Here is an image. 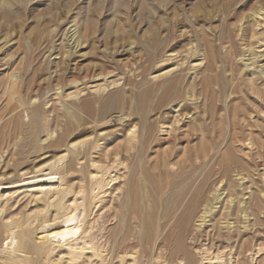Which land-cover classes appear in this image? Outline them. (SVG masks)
<instances>
[{"label":"rangeland","instance_id":"1","mask_svg":"<svg viewBox=\"0 0 264 264\" xmlns=\"http://www.w3.org/2000/svg\"><path fill=\"white\" fill-rule=\"evenodd\" d=\"M169 1L164 7L157 8L156 13L150 14L143 0H0V104H2L0 106V131H10L8 132L10 138L0 143V151L5 152V154L0 152V210L2 211H0V238L2 237V226L7 222L15 224L17 232L32 229L35 238H38L41 235L38 229L39 224L44 218L51 219L53 216V210L49 203L54 197L59 196V191H61L60 195L64 197L63 203L65 205L73 203L82 206L85 212L84 216H86L84 221V229L86 228L85 236L78 238L75 247L76 252L81 253L76 264H145L143 256L144 246H138L136 251L133 250L134 252L129 251L134 254L136 253L135 261L131 260L132 256L129 255L125 256L123 260L115 257L114 252L109 253L110 248L98 247L102 252V257L100 258L97 252L92 256L90 248L96 247L94 245L95 243L97 244L95 236H99L100 230L104 226L107 228L102 233L106 234L109 227L115 224V219L110 218V220L105 221L102 220L101 215L107 211L108 205L111 207L110 204L113 203L114 194L120 193L118 189L124 187L125 173L128 171L127 167L114 162L112 151L115 143L120 140H115L117 134L107 136V132L115 130L123 131L126 129L125 126H127L126 124L129 121H135L138 118V115H134L133 118L119 116L121 113L124 115L128 113L129 95L132 91L138 93L145 86H153L154 83L164 81L178 74L180 71L184 75V83L195 79L198 80L200 69L204 65L203 55L201 52H197L199 48L200 50L202 49L201 46L199 47L202 32L208 34L213 39L214 45L221 52L229 48L231 43H225V47L221 48L217 34L225 28L231 29L232 33L234 32V37H232V58L224 65L218 62V65L226 68L227 71L224 73L226 76L225 83L237 85L236 92L227 96L225 95L227 92H217L213 96L212 104L211 101L205 102L201 97H198L193 102H188V105L183 109L175 108L178 111L174 113L171 108L166 107L163 118L168 123H171L174 117H177L181 113L177 117L180 121L175 123L174 127H182V129L191 128L193 123L200 121L201 124L203 123L210 130L214 129V132L209 131L212 135H220L221 131H224L227 128L226 126L228 125L229 127V124H231L229 122L232 121L233 108L236 107L234 137H227L229 135L226 132V141H228L227 144H229L230 151H232L231 153L235 157H242L241 159L244 158L243 160L251 164L249 178L246 177V179L244 178L245 180H239L238 184H240V188L236 187V189L240 191L243 188V192L249 193L250 189H253L255 186V183L264 189V67L260 65L264 63V16L256 18L254 14L257 10L264 9V0H238L229 8V14L226 19L220 12L222 0ZM193 13L194 15L196 14L195 18L192 16ZM148 15L152 16V18L148 19ZM165 17L173 19L183 17V19L178 20V23L170 31L173 41L171 46L166 48L167 52L163 56L164 59L165 55L172 54L170 62H159L157 66L153 65L152 68L146 69L148 63L146 55L143 54L146 48L145 42H147L150 36L148 32L156 28L159 35L165 37L168 32L161 31L163 29L160 28L162 18ZM75 22H77V25H73ZM258 23L259 25L257 26ZM251 28H253V35L249 34ZM76 30H79L80 33L85 30L87 31L89 38L86 40L87 45L84 44L82 47L76 48L75 52L67 55V50H69L67 44L71 46L73 39L71 41L69 39L72 36L71 34ZM53 36L55 37L53 38ZM128 36L131 39L127 41L122 40ZM5 37L6 43H2V38L4 39ZM130 41L133 44L127 45ZM25 44L27 45L25 46ZM191 46H193L191 51L197 52H194L196 54L195 58H189V63L184 60V63L176 68V64L174 63L176 60L178 63H181L183 58L191 56V52L188 51ZM246 47L247 49L250 47V49L247 51ZM161 48L163 49L165 46L163 47L162 45L158 49L161 50ZM114 49L118 51L111 52ZM197 62H201V65L193 67L192 64ZM246 64L250 65L246 67ZM27 67H29L28 70ZM170 67L175 68L171 73L162 76L161 73ZM189 67L191 70H188ZM230 69L235 74L238 73L234 83V80H231V76H229ZM103 74L105 75L103 76ZM248 76L253 79V89L247 81ZM7 77L11 79L17 78L20 83L22 82L19 90V94L22 95L20 96L22 101L9 100L6 93L3 92L4 82L7 80ZM187 78L190 79L188 80ZM74 79L76 82H71ZM133 81H135L134 85L131 84ZM111 82L115 83L110 84ZM58 83L59 88L56 89V84ZM102 83L109 84L110 87L108 85L103 91L96 92L95 85ZM255 85L261 88L262 92L260 94H254ZM74 91H79L77 96L67 97V95L72 94L71 92L75 94ZM117 91L124 97L123 106L113 111L114 116L108 120L109 123L107 122L100 127H94L92 123H86L81 126L84 134L88 136L86 144L83 146L84 150L80 149L81 152L78 155L66 152V148L63 145L57 146L51 144L57 135L62 133L68 119V116L64 113L65 105L71 102H100L106 96ZM215 91H218L217 87H215ZM2 93H5L4 96L1 95ZM252 98L253 100H251ZM259 98L260 100H258ZM5 101L8 102V104L6 102L7 105L4 104ZM9 101L13 103L10 104ZM203 105L211 111V118L203 113ZM31 108L34 110H31ZM182 113L188 114L181 116ZM26 114L28 115L26 116ZM157 115L150 113L149 118L155 121ZM39 117L42 120H38ZM195 117L198 118L197 121ZM8 119L10 121L6 125V120ZM41 123L44 124L42 128ZM54 123L56 124L54 125ZM166 127L169 128V126ZM34 129L36 132L38 131L35 135L32 132ZM46 129H49V131L53 130L55 135L52 133L50 138L48 137L44 140ZM157 132V130L154 132L157 138H164L169 135L165 131L158 132V135ZM15 135L18 140H14L16 144L13 145V137ZM198 140L199 137L191 140L189 144L193 145ZM133 144L138 145V141H135ZM121 145L122 148H125L127 144L121 143ZM70 146L69 143L68 147L71 148ZM169 146L168 143H164L158 149H167ZM108 147L110 150H108ZM104 149L107 151H104ZM255 149L257 150L255 151ZM257 151H260V157ZM85 152L88 153L84 154ZM62 154H65L66 157L59 169L60 173L58 172L53 175L52 179L43 175V177H34L39 173L36 172L38 170H40V173L47 171L48 165ZM103 155L106 156L105 159ZM52 156H55V158ZM75 156L80 159V162L78 161L74 165ZM156 158L157 154L154 151L149 153L148 159L151 162ZM257 163L258 165H256ZM87 170L90 173L89 175ZM235 173L236 171L233 173L234 176L232 175L234 182L240 177L239 175L236 177ZM94 175H96V178H100V183L90 191L89 177ZM81 186L83 189H78ZM247 186L250 188H247ZM49 190L50 192H47ZM77 190H81L80 193ZM225 193L226 191H224L222 197L225 196ZM90 197L92 198L91 201L89 200ZM224 203L225 201H222L217 206L220 205L222 209ZM261 216L263 219V224L261 225L262 232L256 241L257 243L255 242L256 247L251 243L244 248L246 251L237 254L241 242L251 240L250 234L238 236V241L231 243L230 247L226 248L221 245L219 246L217 243L213 245L207 243L208 245H205L207 250L201 253L206 258L202 262H199V264H235L236 262L237 264H264V214L262 213ZM27 218L28 221L26 220ZM235 218L232 215L229 220L233 222V229L237 231V228L241 225L237 221V218ZM206 223L210 224L211 221H207ZM3 243H7V241L4 240ZM6 247L7 244L2 247V260L0 259V264H4L3 256H5V251L3 248ZM198 248V245H196L193 249L195 260H200ZM247 251L248 253L251 252V255ZM215 257L219 258L215 259ZM68 258L65 248L56 249L50 257L53 262H60V264H67ZM34 264L43 263L37 260ZM163 264L172 263L164 262Z\"/></svg>","mask_w":264,"mask_h":264},{"label":"bare ground","instance_id":"2","mask_svg":"<svg viewBox=\"0 0 264 264\" xmlns=\"http://www.w3.org/2000/svg\"><path fill=\"white\" fill-rule=\"evenodd\" d=\"M143 1L145 2L147 11L150 14L156 13L157 8H161V6L164 7L168 2H170L169 0ZM237 1L238 0H222L220 12L221 14H223V17L225 19L229 14V8L231 7V5H234ZM254 14L256 18H262L264 16V9H259ZM192 16H194L195 18L196 14L194 15L193 13ZM166 17L162 18V22L160 24V28L163 29L161 31L168 32L165 37H161L156 28L155 30H150V32H148L150 36L147 42H145L146 48L143 54L146 55V61L148 63L146 69L152 68L153 65L157 66V63L159 62H170V57L172 56V54L165 55L163 59L164 54L167 52L166 48L170 47L173 41V37L170 34V31L174 27V25L178 23V20L183 19V17H180L179 19ZM151 18L152 16L148 17V19ZM73 25H77V22H75ZM258 25L259 23L257 24V26ZM233 33L231 29L225 28L222 30V32H219L217 34V39L220 42L221 48L225 47V43H231L229 48H227L224 52H221V50H218L217 47L214 45L213 39L210 38L208 34H204V32H202L201 42L199 43V47L201 46L202 49L200 50L199 48L197 52H201V54L203 55L201 56L203 57L204 65L202 64L203 67L202 69H200V77L198 78V80L195 79L191 82L184 83L185 78L180 71L178 74H175L170 78L166 77L167 79H165L164 81L154 83L153 86H145L138 93H134L133 91L130 93V101L128 106L129 108L127 109L128 113L126 115L121 113L119 116L133 118L134 115H138V118L135 121H129V123L126 124L127 126H125L126 129L123 131L115 130L107 132V136L111 134H117V137L115 136V140H120L116 143L114 142L115 145L112 151V157H114V162H118L123 167H127L128 171L127 173H125L126 179L123 182L124 187L118 189L120 191L119 194H114L112 199L113 203L110 204L111 207H109L108 205L106 209V207L104 206L107 211H104L105 213L101 215L102 220L105 221L110 220V218L115 219V224L109 227V230L108 232H106V234L102 233V231L107 228L106 226H104L100 230L99 236H95L97 244H94L96 247L90 248L92 250V256H94L95 252H97L98 256L100 258L102 257V252L98 249V247L105 249L110 248L109 253L114 252L115 257L121 258L123 260L125 256L129 255L132 256L131 260L135 261L136 253L134 254L129 251H136L138 246H144L145 248L143 256L145 264H163L164 262H169L172 264H199V262H202V260L206 258L201 253H204L207 250L205 246L207 243L210 245L217 243L219 246L221 245L226 248L230 247L231 243L237 242L238 236L250 234L251 240L242 241L240 248L238 247L239 252H237V254L241 253L242 251H246V249L244 248L246 246H249L251 243L255 246V242L257 241L258 237L261 235L262 232L261 225L263 224V219L261 215L262 213L264 214V189L262 186L256 183L254 184L255 186L253 187V189H250V194L247 192H243V188L240 191L236 189V187H239L240 185L238 184L239 180H245L246 177L249 178V169L251 167V164H249V162L243 160L244 158L241 159L242 157H235L231 153L232 151H230L229 144H227L228 141H226L227 137H234L233 133L236 127L235 115L237 113L236 107L233 108V112L231 115L232 121L229 122L231 124L228 123L229 127L227 125V128L224 131H221L220 135H212L210 132H214V129L210 130L208 127L203 125V123L201 124L200 121H198V123H193V126L191 128L182 129V127H174L173 125L180 121L177 117L180 116L181 113H179L177 117H174V120L171 123H168L165 118H163V113L166 107L171 108L172 112L174 113L175 111H178L175 108L183 109L188 105V102H193L198 97H201L205 102L209 100L212 104L213 96L217 92H227L225 94L226 96L236 92L237 85H229L228 82L225 83L226 76L224 75V73L227 71L226 68L221 67L222 65H218V62H221V64L224 65L232 58V37H234ZM250 33L251 35H253V28H251V32H249V34ZM71 35L69 41H71L72 39L73 40L71 46L70 44H67L69 48V50H67V55H70L72 52H75L76 48L82 47L84 44L87 43L86 40L89 39L86 30L82 33H80L79 30H76ZM54 37L55 36H53V38ZM5 39L6 37L4 39L2 38V43H6ZM129 39H131V37L128 36L126 38H123L122 40L127 41ZM131 43L132 41L127 43V45H130ZM26 45L27 44H25V46ZM162 45L163 47L165 46V48H161V50H159L158 48ZM192 47L193 46H191V48L188 50L189 52H191V56L183 58L181 63H178L177 60L174 62L176 64V68L179 65H182L184 63V60L188 62L189 58L194 57L196 55L194 54L195 51H191ZM248 49H250V47ZM112 51L116 52L118 50L114 49L111 50V52ZM201 62L192 64V66L197 67V65H199ZM248 65L250 64H246V67H248ZM260 65L264 67V63ZM28 68L29 67H27V70ZM174 68L175 67H170L164 70L161 75L163 76L171 73ZM188 70H191V68L189 67ZM237 74H235L233 70H229V76H231V80H234L233 83L237 79ZM104 75L105 74H103V76ZM247 81L253 89V79L248 76ZM71 82H76V80L74 79ZM114 83L115 82H111L110 84ZM20 84H22V82L20 83L17 78L11 79L7 77V80L4 82L3 92L6 93L7 98H9V100L14 99L18 102L22 101L20 99V96L22 95L19 94ZM131 84L134 85L135 81H133V83ZM108 85L109 84L105 83L96 84L95 91H103ZM215 87H217L218 91H215ZM58 88L59 83L56 84V89ZM254 88V94H260L262 92L261 88H258L257 85H255ZM71 93L73 94V92ZM78 93L79 91L75 92V94L73 95H67V97H75L78 95ZM4 94L2 93L1 95L4 96ZM47 100L49 99L47 98ZM251 100H253V98ZM258 100H260V98ZM6 102L7 101H5L4 104H6ZM95 103H97V105H95ZM95 103L87 101L82 103L71 102L65 106L63 105V103L62 106H64V113L66 116H68V119L64 125L62 133L60 135H57L56 139H54L51 144L57 146L63 145L66 148V152H71L72 154L78 155L81 152L80 149L84 150L83 146L86 144V139L88 136L84 134V130L83 128H81V126L86 123H92L94 124V127H100L106 124L108 120L112 116H114L113 111L123 106L124 97L117 91L112 93L111 95L106 96L103 101H95ZM1 105L2 104H0V106ZM16 106L18 105L16 104ZM202 108L203 113L211 118V111H209L205 105H203ZM31 110L34 109L31 108ZM150 113H153L154 115L158 114L155 121L149 118ZM187 114L188 113H182L181 116ZM27 115L28 114H26V116ZM87 119L89 120L87 121ZM197 119L198 118L195 117L196 121ZM38 120L42 119L39 117ZM6 121L7 125L10 120L8 119ZM55 124L56 123H54V125ZM43 126L44 124L41 123V128ZM166 126H169V128ZM18 127L20 126L18 125ZM155 130H157L158 132H168L169 135H165L166 137L164 138H157L154 135ZM8 132L10 131H0V143L10 138ZM32 132L35 135L38 131L36 132V130L34 129ZM45 132L46 137L44 140H46L48 137L50 138L52 136V133H54L55 135V132H53V130L49 131V129H46ZM226 132H228L229 135L227 137ZM15 137L16 135L13 137V145L16 144L14 140H16L17 137ZM197 137H199L198 142L193 145H190V141ZM135 141H138V145L133 144L135 143ZM69 143L71 145V148L68 147ZM121 143L127 144L126 147L122 148ZM164 143H168L170 146L167 149L159 150L158 147ZM75 149L77 150L75 151ZM108 150H110L109 147ZM256 150L257 149H255V151ZM104 151L107 150L104 149ZM153 151L155 152V154H157V158L151 162L148 159V155ZM86 153L88 152H85L84 154ZM3 154H5V152H3ZM257 154L259 155V157L261 156L260 151H257ZM52 157L55 158V156ZM65 157V154L59 155L54 159L52 163L48 165L46 169L47 171H45L44 173H40V170H38L36 172L39 173H36L37 175L34 174V177H53V175L59 172V169L63 165L62 163ZM103 157L105 159L106 156L103 155ZM71 158L73 157L71 156ZM88 158L90 157L88 156ZM74 160L75 161L73 162V164L75 165L80 159L75 156ZM90 161H92V159H90ZM256 165H258V163ZM259 166L261 165L259 164ZM82 169H84V167H82ZM235 171L236 177L237 175L240 176L237 178L236 182H234V179L232 178L234 176L233 173ZM87 172L89 175L90 173L88 170ZM29 176H31V174H29ZM28 182H30V180H28ZM89 182V190L92 191L94 186L97 187V185L100 183V178H96V175L90 176ZM81 188L83 189L82 186L78 189ZM247 188L250 187L247 186ZM80 191L81 190H79L78 192L80 193ZM224 191H226V193L225 196L222 197ZM47 192H50V190ZM59 193L61 194V191H59ZM60 194L59 196L54 197L50 201L49 205L53 210V216L51 217V219L42 218L43 220L38 227L41 235L39 236L38 234H36L39 236H37L38 238H35L32 229L17 232L15 230L16 225L10 222H7L2 226V237L0 238L1 260L2 247L7 244V247L3 248V250L5 251V256H3L4 264H34V262L37 260H39L43 264H60V262L58 263L55 261L56 259L54 260L55 262L50 259L54 251L60 248H65L66 253L68 254L69 258L67 260V264L77 263V260L81 256V253L76 252L75 247L77 245L78 238H83L85 236L86 228L84 229V221L86 216H84L85 212L82 206L75 205L73 203L70 205H65L63 203L64 197ZM246 194L248 195L247 197ZM44 195L46 196V194ZM91 199L92 198L90 197L89 200L91 201ZM222 201H225V203L221 209V206H217V204L222 203ZM232 215L237 218V221L241 225L237 228V231L233 229V222L229 220ZM208 218L209 220H207ZM26 220L28 221V218ZM207 221H211V223L207 224ZM4 240H6L7 243H3ZM196 245H198L199 247L198 250L200 251V260H195L194 258L195 253L193 254V249ZM122 247H126L128 249ZM229 251L231 252V250ZM217 258L219 257H215V259ZM235 264H237V262Z\"/></svg>","mask_w":264,"mask_h":264}]
</instances>
